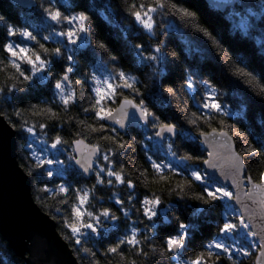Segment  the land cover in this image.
I'll return each mask as SVG.
<instances>
[{"label": "trees", "instance_id": "trees-1", "mask_svg": "<svg viewBox=\"0 0 264 264\" xmlns=\"http://www.w3.org/2000/svg\"><path fill=\"white\" fill-rule=\"evenodd\" d=\"M132 2L133 0H36L35 6L21 8L10 0H0V15L5 17V21L0 22V44L14 41L21 46L31 47L44 58L51 59L35 41L20 36L21 32L30 31L44 44L49 53L59 47L65 56L74 54L77 67L71 79L81 81L80 84L72 85L77 93L76 103L64 106L54 86L55 78L61 73L62 61L53 60L47 71H37L31 80L26 81L19 77L8 63V54L0 50V88L5 89L0 92V112L7 113L13 121L27 120L29 125L49 124L48 143L47 146L44 144L47 152L52 143L51 137L56 134H60L67 141L83 138L90 144H99L102 151L112 149L116 155L113 156L111 151L108 155L115 163L108 166L115 171L123 168V174L137 184L135 190H132L116 182L114 178L112 185H96L94 174L85 179L73 162L68 160V155L73 150V146L68 145L64 146L67 151L56 152V157L64 164L53 165L54 174L61 167L66 169L63 177L54 175L50 178L38 171L35 179L30 178L31 193L35 202L51 217H56L54 220L62 237L66 230L61 221L70 218V204L75 202V193L69 194V205H61L58 203L59 195L51 194L46 198L43 192L37 191V188L43 187L45 183L51 187L53 180L57 185L64 183L72 188L90 190L92 198L89 210L111 208L119 217L117 220L102 219L100 234L90 233L84 237L82 246L95 251L96 257L84 252L77 254L68 243L78 264H93L94 260H99L100 264H132L133 261L135 264H185L194 259L204 251L202 245L216 237L218 225L225 213L222 202L205 204L195 198L201 191V184L191 180L190 173L199 170L203 174L205 170L202 161L206 159V152L198 134L213 128L224 129L230 133L234 142L240 145L236 134L243 133L246 144L258 149L264 140V97L259 94V87L264 86V0H237L224 11L210 5L207 0H178L180 5L195 13V20L186 23L179 15H157L154 39H149L147 33H142L138 25L133 26L126 11L127 5ZM136 2L139 3L140 0ZM47 8H58L64 15L69 16L83 12L89 17L86 22L89 31L86 35L81 34L82 40L77 45L67 44L64 37L57 35L60 31L67 30V24L53 22L44 11ZM192 23L207 28L216 37L220 47H214L206 37L195 31ZM6 26L13 27L16 32V36L8 37L7 41ZM44 36L49 39L43 40ZM157 39L167 55L166 63L159 66L163 72L160 76L155 74L150 63H140L133 48L134 44L142 41L146 45L154 44ZM99 43L106 47H98ZM68 48L76 49L75 53H69ZM173 53L175 55H172ZM113 56L116 60L111 59ZM22 67L27 68L23 64ZM186 69L198 71L204 79L213 81L218 91V99L224 108L223 115L213 116L209 123L200 120L196 126L184 119L185 115L196 111L192 94L182 87V77ZM237 69L251 73L256 79L250 84L249 78L239 74ZM119 70L139 78L140 83L137 86L143 93L149 109L160 117L161 122L174 123L179 129L174 139L167 137L163 142H159L151 125L147 128L131 127L126 132H120L115 125L107 124L109 129L117 128L115 135L127 142L126 148L119 149L115 144L101 138L102 135H114L110 130L103 134L90 131L88 125L98 127L100 123L93 119L91 112L83 111L84 108H89L94 99V94L89 91V87L94 84L91 76L109 77ZM167 87H175L176 95L169 96L163 90ZM116 105L106 106L114 108ZM49 108L55 113L54 116L45 111ZM17 110L21 112L19 118L13 115ZM5 119L8 122V119ZM14 130L17 159L21 166V158L26 152L32 151V148L29 150L25 147V142L37 147L39 140L28 142L31 136ZM182 156H193L194 159L181 160ZM148 157L157 163L173 165L181 175H173L165 168L164 175L168 179L160 181L151 169ZM245 159L248 174L257 181L259 173L264 171V156L256 155ZM98 162L100 164L97 167L107 163ZM22 169L26 173V170ZM141 172L144 175H141ZM206 179L214 181L209 176ZM189 181L190 187H185L182 194L174 191L178 182L187 184ZM220 185L217 182L215 184ZM153 192L160 196L162 203L156 210L157 215L149 220L143 215L140 202L145 195L151 197ZM129 196L132 197L131 200ZM117 199L125 201L123 207L125 211H129L127 217L123 212L117 211L121 208V205L116 204ZM56 207H60L61 211L56 212ZM237 212L239 213L238 210ZM179 223L189 226L187 243L180 253L172 254L162 242L169 234H177ZM132 228L137 229L138 238L148 255H139L125 245L124 259L113 254L105 256V250L118 239L130 235ZM145 237L150 239L145 241ZM250 240L251 238L246 239L244 245L247 246ZM230 241L231 239L229 243ZM152 249H155V252ZM250 251L251 256L234 254L237 264H253L258 249L252 247ZM204 255L207 253L204 252ZM0 264H27L25 258L17 255L1 234ZM220 264H233V261L222 257Z\"/></svg>", "mask_w": 264, "mask_h": 264}, {"label": "snow or ice", "instance_id": "snow-or-ice-1", "mask_svg": "<svg viewBox=\"0 0 264 264\" xmlns=\"http://www.w3.org/2000/svg\"><path fill=\"white\" fill-rule=\"evenodd\" d=\"M48 17L56 24H67V30L60 31L57 35L64 37L69 45H77L82 40L81 34H87L89 28L86 22L89 17L83 12L76 15H64L60 9L47 8L44 10ZM126 11L132 20L133 26L138 25L142 33H147L149 39L156 37V16L162 14L179 15V17L186 23L193 22L195 20V13L188 8L183 7L178 3V0H140L139 3L133 0L128 4ZM5 17L0 15V22H4ZM195 31L201 33L207 40L214 46L219 48L220 44L216 37L207 29L199 24L192 23ZM16 36V32L13 27L6 26L5 40L8 37ZM22 38H27L29 41H35L37 45L43 50L44 53H48L51 59L44 58L39 52L33 51L31 47L21 46L20 43L14 41H8L0 44V50L5 51L8 54V63L19 77H23L24 80H31L32 76L37 71H47L49 66L53 63V60H60L61 73L55 78V89L58 90V95L64 106H68L70 103H76V89L72 87L73 83L80 84L81 81H73L71 76L76 69L74 54L64 55L61 48L57 47L49 53V50L40 43L36 36L30 31H23L20 33ZM43 40H48L49 37H42ZM100 48H105L103 43L97 45ZM133 48L136 50V55L139 57V61L143 65L151 64L155 70L157 76L163 75L159 66L162 63H166L167 55L165 53L163 45L157 39L154 44H145L143 41L138 44H134ZM76 49L68 48L69 53H75ZM223 52V49H221ZM31 53V54H29ZM145 53H148L145 55ZM172 55H175L174 53ZM112 60H116V57H111ZM22 64L27 68L22 67ZM237 72L249 78L251 84L256 78L251 73L245 72L243 69H237ZM30 73V74H28ZM199 77V79H197ZM183 85L188 92L192 94L193 103L196 105V111L185 115L184 119L193 126L197 125V122L203 120L205 123L211 122L213 116L223 115L224 108L218 99V91L211 79H204L200 76V73L195 70H185L182 77ZM91 81L94 82L89 87V91L94 94L93 102L89 108H84L85 113L91 112L93 119L100 122L98 127L88 125L87 127L92 132H99L101 134L108 132L109 130L114 134L112 136L102 135L101 138L115 144L119 149L127 147V142L122 138L115 135L118 129L112 127L109 129L106 123L112 121L114 124L120 126L121 129L127 125H139L145 127L151 125L155 129L156 136H163L165 133L175 134L176 125L174 123L161 122L160 117L153 113L144 98L143 93L137 86L140 80L137 76L132 75L124 70L116 71L109 77L101 80L95 75L91 76ZM202 89V91H201ZM169 96L176 95L175 87H167L163 89ZM5 89L0 88V92H4ZM199 93V99L197 100V94ZM259 94L264 97V86L259 87ZM111 104H118L116 108L106 106ZM47 113H52V109H46ZM186 111V110H185ZM17 118L21 117V112L17 110L13 113ZM0 117L8 119L11 127L16 129L20 133H27L35 141L38 137H45L41 142L47 146L48 129L49 124L39 123L38 125H29L27 120L17 119L13 121L11 117H8L7 113L0 112ZM142 122V123H141ZM222 123V122H221ZM17 124L19 127L17 128ZM39 129V131H38ZM79 134V133H78ZM200 135L204 138L203 143L211 148V151L207 152L208 159L202 161L208 169H219L220 175L226 179H231L232 188L235 190H229L228 186L220 185L215 186V181L206 179L209 175L207 171L203 174L199 170H193L190 173L191 180L198 181L201 184V191L195 196L196 199L201 200L205 204L223 203L225 213L222 222L218 225V232L216 237L210 240L208 243L202 245L204 249L194 259H191L185 264H220L222 257H227L229 261H233V264H237L234 260V254L241 256H251L250 249L256 247L260 256L264 257V231H256L251 224V216L246 217L244 211L237 212V208L233 206L230 201L235 200L237 203H241L239 193L246 184H250L252 187V193H245L250 197L254 194H261L264 196V171L259 173L258 180L253 181V177L247 172L246 157L262 155L264 156V140L261 141L260 148L253 147L250 144H246L243 139V133H237L236 135L240 139V145L234 143L233 138L228 135L227 132L217 131L213 128L209 132H201ZM151 139V137H149ZM51 149L60 151H67L65 145L73 146L72 152L68 155V160L74 162L75 165H79L85 173H93L96 180V185H112L113 179L116 182L125 185L128 189L135 190L137 184L129 177L123 174V168L120 171H115L114 168L109 167V164L115 162L109 157L108 152H112L113 156L116 153L112 149L101 150L99 144L85 145L84 140L75 139L72 141L65 140L60 134H56L51 137ZM27 149H31L30 143H25ZM171 147V145L169 146ZM239 149V150H238ZM79 154V158H77ZM175 155V153H173ZM22 159V168L26 170V175L35 179L36 173L39 171L41 175L47 177L60 176L63 177L65 168L61 167L54 174V171L48 166L59 164L63 165L64 162L57 159L44 158L43 153L37 154L34 151L26 152ZM181 160H192L193 156H182ZM96 161L107 162L102 167H94ZM151 169L160 181L168 179L164 175L165 168L169 173L173 175H181L171 164H162L153 161L151 157H148ZM141 175H144L141 172ZM52 186L49 187L47 183L43 187L37 188L38 192H43L47 198L51 194H57L60 196L58 201L61 205H69V194L75 193V202L70 204V218H64L61 222L64 225L66 233L64 239L73 246L75 253L80 252L87 253L91 257H96L97 253L89 248L83 247L84 237L90 233L99 235L101 221L103 220H117L119 217L113 212L111 208H102L97 210H89L91 207V191L81 190L79 188H72L71 185L61 183L55 184L54 180L51 181ZM191 181L187 184L178 182L174 191L177 194H182L185 187H190ZM95 187V186H93ZM171 190V189H170ZM132 197L129 196V200ZM162 201L160 196L153 192L152 196H144L140 202L143 215L151 220L157 215V209L161 205ZM116 204L121 205V208L117 211L123 212V215L127 217L129 211L124 210L125 201L117 199ZM246 207V206H245ZM56 212H60L61 208L56 207ZM140 211V209H137ZM229 211L231 214H229ZM56 219L55 216L52 217ZM188 225L179 223L177 234H169L163 240V246L169 253L175 254L178 251L186 247L188 238ZM251 238L250 242L245 246L243 241ZM148 237H145L147 241ZM231 239V243H229ZM135 250V252L142 256H147L148 252L143 247L141 240L138 238V231L136 228L131 229L130 235L118 239L112 246L108 247L104 255L113 254L124 259V247ZM80 246V247H77ZM155 252V249H152ZM204 252L207 255H204ZM163 255V253H161ZM93 264H100L99 260H94ZM135 264V261L132 262Z\"/></svg>", "mask_w": 264, "mask_h": 264}, {"label": "water", "instance_id": "water-1", "mask_svg": "<svg viewBox=\"0 0 264 264\" xmlns=\"http://www.w3.org/2000/svg\"><path fill=\"white\" fill-rule=\"evenodd\" d=\"M236 1L207 0L209 4L223 11L233 6ZM10 2L21 8L36 5V0H10ZM118 106L117 104L116 107ZM104 123L115 125L120 132H126L131 127H141L126 124V127L121 129L112 121ZM211 131L212 129L205 132L210 133ZM217 131L227 132L224 129H217ZM178 133L179 129L176 127L175 134L165 133L163 136H156L154 133V135L156 139L163 141L167 137L174 139ZM228 135L231 136L230 133ZM198 138L206 151V159H208L207 152L212 149L203 143L204 138L200 133ZM84 143L93 145L86 140ZM73 165L85 179L93 175V173L83 172L74 162ZM203 167L210 178L235 191L232 188L231 179L222 177L219 169H208L204 164ZM245 193H252L250 184H246L239 193L242 204L235 200L231 202L239 212L244 211L246 217L251 216V224L256 231H264V196L254 194L250 197ZM0 234L17 255L25 258L27 264H78L68 242L59 234L56 221L35 202L31 193L30 177L26 175L17 159L16 132L4 117H0ZM253 264H264V257L260 256L259 250Z\"/></svg>", "mask_w": 264, "mask_h": 264}, {"label": "rangeland", "instance_id": "rangeland-1", "mask_svg": "<svg viewBox=\"0 0 264 264\" xmlns=\"http://www.w3.org/2000/svg\"><path fill=\"white\" fill-rule=\"evenodd\" d=\"M242 24V23H241ZM242 26H243V24H242ZM96 77H98V78H100L101 80H103V79H105V78H107V76H98V75H96ZM37 140H39V142H38V145H37V147H36V145L35 144H32V151H34V152H36L37 154H41V153H43V157L44 158H51V159H57V157H56V152H57V150H54V149H51V145L49 146V151L47 152L46 151V148H45V146H44V144L41 142L42 140H41V138L40 137H38L35 141H37ZM35 141H33V139H32V137L28 140V142H35ZM26 143V142H25ZM35 149H36V151H35ZM94 164H96V167H97V165L98 164H100L98 161H96ZM49 168H51L52 170H54V166L53 165H50V166H48ZM218 183V182H217ZM220 184V183H219ZM222 185V184H221ZM230 189V188H229ZM231 190V189H230ZM231 204H232V202H231ZM233 205V204H232ZM230 242H232V241H230ZM248 242H250V241H248ZM243 244H246V242H245V240L243 241Z\"/></svg>", "mask_w": 264, "mask_h": 264}]
</instances>
